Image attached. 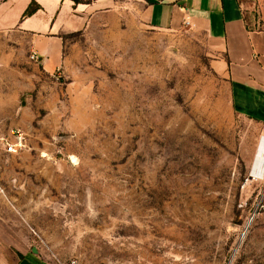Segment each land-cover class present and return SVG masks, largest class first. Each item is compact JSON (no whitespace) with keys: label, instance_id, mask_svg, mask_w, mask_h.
<instances>
[{"label":"rangeland","instance_id":"1","mask_svg":"<svg viewBox=\"0 0 264 264\" xmlns=\"http://www.w3.org/2000/svg\"><path fill=\"white\" fill-rule=\"evenodd\" d=\"M115 1L120 26L86 32L80 72L32 69L0 228L50 264H264V124L234 111L205 32L151 29Z\"/></svg>","mask_w":264,"mask_h":264},{"label":"crops","instance_id":"2","mask_svg":"<svg viewBox=\"0 0 264 264\" xmlns=\"http://www.w3.org/2000/svg\"><path fill=\"white\" fill-rule=\"evenodd\" d=\"M33 2L40 8L24 17ZM137 2L138 18L151 29L205 32L227 59L234 111L264 124V17L263 27L255 29L252 6L242 0ZM120 9L115 0L79 5L71 0H0V154L7 153L6 142L16 140L9 123L18 121L20 103L35 89L32 69L80 72L75 68L86 58V32L120 26ZM32 53L40 57L39 64L30 61ZM3 219L0 213L2 224ZM5 235L0 228V264H50L30 243L12 242Z\"/></svg>","mask_w":264,"mask_h":264},{"label":"built area","instance_id":"3","mask_svg":"<svg viewBox=\"0 0 264 264\" xmlns=\"http://www.w3.org/2000/svg\"><path fill=\"white\" fill-rule=\"evenodd\" d=\"M188 24V22H186ZM253 27L255 29H260L263 27V24L259 19H255L253 23ZM30 60L34 63H40L41 59L36 53H32L30 55ZM24 141V134L21 131L16 132V140L14 143L6 142V151L8 153H18L22 148V143ZM60 264H81L78 260H71L67 263H60Z\"/></svg>","mask_w":264,"mask_h":264},{"label":"trees","instance_id":"4","mask_svg":"<svg viewBox=\"0 0 264 264\" xmlns=\"http://www.w3.org/2000/svg\"><path fill=\"white\" fill-rule=\"evenodd\" d=\"M74 2V4L79 5V4H92L97 0H71ZM40 7L33 2L29 8L26 10L24 17L31 16L32 14L36 13Z\"/></svg>","mask_w":264,"mask_h":264},{"label":"bare ground","instance_id":"5","mask_svg":"<svg viewBox=\"0 0 264 264\" xmlns=\"http://www.w3.org/2000/svg\"><path fill=\"white\" fill-rule=\"evenodd\" d=\"M253 177H254V179H256V180H259V179H262V177L260 176V174H258L257 172H254L253 173Z\"/></svg>","mask_w":264,"mask_h":264},{"label":"water","instance_id":"6","mask_svg":"<svg viewBox=\"0 0 264 264\" xmlns=\"http://www.w3.org/2000/svg\"><path fill=\"white\" fill-rule=\"evenodd\" d=\"M34 252H36V251L34 250Z\"/></svg>","mask_w":264,"mask_h":264}]
</instances>
